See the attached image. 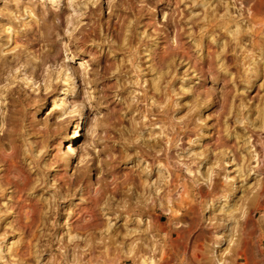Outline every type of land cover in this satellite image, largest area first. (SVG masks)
<instances>
[{
    "label": "rangeland",
    "instance_id": "374dc122",
    "mask_svg": "<svg viewBox=\"0 0 264 264\" xmlns=\"http://www.w3.org/2000/svg\"><path fill=\"white\" fill-rule=\"evenodd\" d=\"M5 149L0 264H264V0H0Z\"/></svg>",
    "mask_w": 264,
    "mask_h": 264
},
{
    "label": "bare ground",
    "instance_id": "6f19581e",
    "mask_svg": "<svg viewBox=\"0 0 264 264\" xmlns=\"http://www.w3.org/2000/svg\"><path fill=\"white\" fill-rule=\"evenodd\" d=\"M76 134H78V133H76ZM74 142V141H73ZM4 144H6V143H4ZM71 148V147H70ZM2 149V148H1ZM16 150V149H15ZM0 153H2V155H1V162L2 161H4V163H6V165L7 166H3L4 168L5 167H7L6 168V173L4 174L3 172V180L1 179V181H0V183H2V186L3 185H7V186H9L10 188H12L13 189V193H15L16 194V197L18 198V204H20L19 206H20V208H19V210L21 211V213L20 214H22L23 215V217H25V218H27V221H26V223H28L29 221H30V219H29V216H28V212H29V210H30V208H29V204H27V199H26V197H25V193H26V191L28 190V188H27V186L29 185L28 183H29V181H30V179H29V177L28 176H24L20 171H17V169H18V167H17V165H16V159L14 158V152H12V153H7V151H6V149H5V151H1ZM16 155V154H15ZM15 159V160H14ZM3 163V162H2ZM21 166V165H20ZM2 167V166H1ZM21 168V167H20ZM23 169V168H22ZM4 172H5V170H3ZM71 180L72 179H70V182H71ZM32 181H33V179H32ZM31 183V182H30ZM90 184V183H89ZM114 184H115V182H114ZM1 185V184H0ZM184 185H186V184H184ZM8 187V188H9ZM97 187V186H96ZM116 188V187H115ZM27 189V190H26ZM92 192V191H91ZM95 192L98 194H100L101 193V188H99V189H95ZM6 193V192H5ZM66 193V192H65ZM87 194V193H86ZM93 194V193H92ZM95 194V193H94ZM185 194V193H184ZM15 196V195H14ZM101 196V195H100ZM179 196V195H178ZM15 198V197H14ZM93 201H94V203L95 204H97V202H98V199H93ZM187 202V201H186ZM93 203V204H94ZM93 204H90V205H93ZM16 205V204H15ZM89 205V204H88ZM31 206V205H30ZM35 206V205H34ZM37 206V205H36ZM10 207V206H9ZM32 207V206H31ZM84 207V206H83ZM35 208V207H34ZM206 208H208V207H206ZM36 209V208H35ZM89 209V208H88ZM194 209V208H193ZM19 210H18V212H19ZM75 210V209H74ZM82 210V209H81ZM84 210V209H83ZM91 210V209H90ZM37 211H38V209H37ZM34 213V212H33ZM84 213V215L83 216H81V215H78V216H81V217H79L81 220H80V223L83 221V222H88V219L86 218V216L87 217H94L93 215H94V210L92 209L91 211H89V210H87V209H85V211L83 212ZM41 214V213H40ZM20 217H21V215H20ZM30 217H31V215H30ZM42 219V218H41ZM92 219V218H91ZM91 219H89V220H91ZM34 220V219H33ZM37 220V219H36ZM36 220H34V221H36ZM78 220V219H77ZM76 220V221H77ZM15 221V220H14ZM23 221V220H22ZM32 221V220H31ZM30 221V222H31ZM38 221V220H37ZM95 221V220H94ZM19 222H21V220L19 221ZM39 222V221H38ZM78 222H79V220H78ZM15 223V222H14ZM22 223H25V222H21L20 224L21 225H23ZM26 223L24 224V226H26ZM79 223V224H80ZM93 223V222H92ZM74 224V223H73ZM78 224V225H79ZM85 224H87V223H84V225ZM90 223H88L87 225H89ZM29 225V224H28ZM34 225V224H33ZM75 225H77V224H75ZM77 225V226H78ZM80 225H82V226H84L82 223L80 224ZM94 225V224H93ZM23 226V227H24ZM31 226V225H30ZM91 226V225H90ZM29 227V226H28ZM75 227V226H74ZM78 228H79V226H78ZM80 228H82V227H80ZM31 229V228H30ZM84 229V228H83ZM204 231V230H203ZM213 231V230H212ZM83 232V231H82ZM84 233V232H83ZM202 234V233H201ZM34 235H36L35 233H34ZM36 237V236H35ZM29 244V243H28ZM25 247V246H24ZM24 254V253H23ZM107 256V255H106ZM139 256V255H138ZM82 259V258H81ZM140 259V258H139ZM90 261H91V259H90ZM153 260H152V258L151 257H144L142 260H141V264H150L151 262H152Z\"/></svg>",
    "mask_w": 264,
    "mask_h": 264
}]
</instances>
